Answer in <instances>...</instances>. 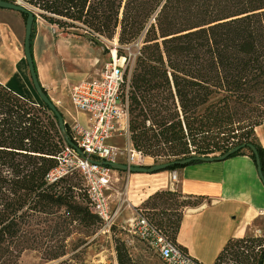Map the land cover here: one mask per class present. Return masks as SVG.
<instances>
[{"label":"trees","instance_id":"obj_1","mask_svg":"<svg viewBox=\"0 0 264 264\" xmlns=\"http://www.w3.org/2000/svg\"><path fill=\"white\" fill-rule=\"evenodd\" d=\"M20 1L34 15L31 40L37 19L97 46L117 37L116 57L126 60L122 47L142 39L122 87L136 152L160 164L252 145L264 178V152L254 136L264 123V0ZM65 130L71 141L67 124ZM64 146L48 107L0 84V264H16L28 251L54 261L79 249L64 261L74 264L92 245L101 222L89 211L79 172L48 180ZM244 155L254 163L249 149L230 158ZM151 201L157 203L148 209ZM196 205L176 191H159L136 209L185 252L175 239L182 210ZM116 228L110 229L116 264H141ZM78 234L83 239L69 251L66 239ZM263 261L264 236H245L228 239L213 264Z\"/></svg>","mask_w":264,"mask_h":264},{"label":"crops","instance_id":"obj_2","mask_svg":"<svg viewBox=\"0 0 264 264\" xmlns=\"http://www.w3.org/2000/svg\"><path fill=\"white\" fill-rule=\"evenodd\" d=\"M51 27L37 19L30 48L39 83L50 100L51 87L47 91L42 82L41 62L46 63L51 74L57 72L62 64L66 65L76 56L69 54L67 57L69 48L77 53L82 50L84 41H88L85 37L62 33L57 28L52 33ZM23 39L21 14L0 9V84L31 104L39 105L40 100L31 87L23 54ZM88 44L91 42L88 41ZM96 61L98 57L92 56L88 62L92 65ZM62 104L59 110L65 124L69 120L67 115L78 118L81 123L85 121L84 115L78 112L69 114L68 105L65 102ZM254 136L264 152V123L254 129ZM113 139L109 143L115 145ZM176 173V183L170 182L169 171L132 174L130 180H137L145 188V195L137 205L159 191H176L184 199L197 202L195 207L182 210L175 239L176 244L193 260L213 264L228 239L264 236V186L258 178L255 164L247 155L221 162L189 165Z\"/></svg>","mask_w":264,"mask_h":264},{"label":"built area","instance_id":"obj_3","mask_svg":"<svg viewBox=\"0 0 264 264\" xmlns=\"http://www.w3.org/2000/svg\"><path fill=\"white\" fill-rule=\"evenodd\" d=\"M15 2L23 4L20 0ZM51 30L55 33L56 28L52 26ZM123 72L124 68L113 58L96 78L81 80L71 88L70 104L76 112L84 115L85 121L80 124L71 117L69 134L71 142L86 158H81L74 149L65 144L59 158V167L48 175L50 182L58 180L69 171L63 167L65 157L73 158L75 162L71 169L81 175V192L84 193L89 211L102 221L103 229L109 234L117 215L115 210L114 213L111 212L105 192L111 187L114 171L98 165L97 162L141 167L145 159L132 148L129 141L127 102L122 98L125 81ZM113 138L126 139V146L121 148L110 144L109 141ZM169 180L171 183L177 182L176 171L170 172ZM120 229L146 244L164 264H201L174 245L140 210L136 211V218L128 220L125 227Z\"/></svg>","mask_w":264,"mask_h":264},{"label":"rangeland","instance_id":"obj_4","mask_svg":"<svg viewBox=\"0 0 264 264\" xmlns=\"http://www.w3.org/2000/svg\"><path fill=\"white\" fill-rule=\"evenodd\" d=\"M141 40V38L138 39L130 47H122L125 55H127V60L123 56L119 58L117 57L116 63L125 69L126 66L132 62L133 57L136 55L137 50L141 46ZM91 44H88V41H84L83 45H81L82 50L77 51V53H73L70 47V52H68L67 57H69V54H75L76 56L72 57L71 62H67L66 65L62 64L61 68L52 74L51 71L49 72L47 70L46 63L41 62L39 70L42 82L45 84L47 91L49 87H51V102L60 113L61 111L59 109L62 107L63 102L68 105L69 108H67V110L69 114H74L76 112L72 108L69 101L71 88L81 80L96 78L104 66L112 62L113 57L111 53L118 47L117 37H115L112 41L103 40V45L101 46ZM92 56L94 58L98 57V61L95 63L92 62L93 64L91 65V62L88 61L92 58ZM31 87L36 98L39 100L33 86ZM57 102H60L61 105L57 104ZM69 116L67 115V119H69L67 120V125L71 123V117ZM73 118H75L80 124L84 123H81V121L76 117ZM113 144L122 148L125 147L127 143L124 138H116L113 139ZM74 162L73 158L65 157L63 167L67 170L71 169ZM153 165H155L153 161L148 158L144 159L141 167H150ZM130 175L132 174L114 171L111 179V187L105 192L110 203L111 212L114 213L116 211L117 218L114 226L118 227L116 229L123 233L120 234L119 237L126 242L132 255L139 260L141 264H162V261L146 244L139 241L134 235L127 234L120 229V227H125L128 220L136 218L135 209H142V206L137 204H139V200L145 195V188H143L141 183L137 180H130ZM154 203H157V201L149 202L148 209H150ZM145 213L152 214L156 217H159L160 214L159 212L152 210L146 211ZM100 222V228L96 230L95 234L88 240L89 243L92 242V245H89L82 254L77 255L76 259L73 260L74 264H116L115 253L113 250V240L111 239L110 234L107 233L106 229H103V223L101 220ZM78 239L82 240L83 235H71L66 239L65 244L69 251L72 250V245L78 244ZM78 251L79 249L54 261H45L39 252L28 251L21 255L16 264H64V261L69 256L77 253Z\"/></svg>","mask_w":264,"mask_h":264},{"label":"water","instance_id":"obj_5","mask_svg":"<svg viewBox=\"0 0 264 264\" xmlns=\"http://www.w3.org/2000/svg\"><path fill=\"white\" fill-rule=\"evenodd\" d=\"M0 9L4 10H11L15 11L20 14H26V19L24 21V39H23V54L25 58V62L28 68L29 77L31 80V84L34 88V91L36 92L37 96L39 97L40 102L48 107V109L54 114V116L57 119V125L58 129L60 131V134L62 136V139L64 140L65 144L74 149L77 154L81 158H86L85 155H83L76 146L70 141L67 132L65 130V122L63 120V117L61 113L58 111V109L55 107V105L51 102L49 97L46 95L44 90L42 89L37 74L35 72V67L33 63V58L31 55V33H32V27H33V21H34V15L28 7H25V5L17 3V2H9V1H3L0 0ZM249 149L251 153L254 156V164L256 167V172L258 175V178L261 182V184L264 186V178L261 171L260 166V160L259 156L257 154L256 149L252 145H238L227 151L226 153L220 155V156H207V157H193L190 159H185L181 161H173L171 163H160L155 164L150 167H128L127 165L121 164V163H108L104 161L97 162L98 165L108 167L109 169L113 171H118L122 173L127 174H154L158 172L165 171L170 166H185L192 162H202V163H211V162H221L228 158H230L235 153H238L239 151Z\"/></svg>","mask_w":264,"mask_h":264},{"label":"bare ground","instance_id":"obj_6","mask_svg":"<svg viewBox=\"0 0 264 264\" xmlns=\"http://www.w3.org/2000/svg\"><path fill=\"white\" fill-rule=\"evenodd\" d=\"M111 55H112V57H113V58L115 59V61H116L117 57H116L115 51H112Z\"/></svg>","mask_w":264,"mask_h":264}]
</instances>
